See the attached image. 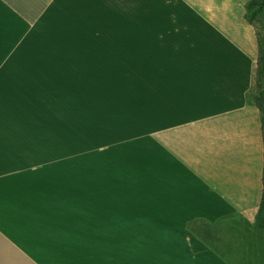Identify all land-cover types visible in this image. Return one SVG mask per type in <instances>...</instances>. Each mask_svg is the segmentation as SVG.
I'll list each match as a JSON object with an SVG mask.
<instances>
[{
    "label": "crops",
    "instance_id": "0c3cea01",
    "mask_svg": "<svg viewBox=\"0 0 264 264\" xmlns=\"http://www.w3.org/2000/svg\"><path fill=\"white\" fill-rule=\"evenodd\" d=\"M246 1L0 0V264H104L89 253L110 249L107 264H229L189 224L261 204L258 45ZM131 38L159 60L139 69L152 93L145 107L157 110H145L142 131H126L136 163L126 180L94 189L57 179L74 124L88 125L72 79L103 88L99 77L114 75L119 58L105 57V45Z\"/></svg>",
    "mask_w": 264,
    "mask_h": 264
},
{
    "label": "rangeland",
    "instance_id": "374dc122",
    "mask_svg": "<svg viewBox=\"0 0 264 264\" xmlns=\"http://www.w3.org/2000/svg\"><path fill=\"white\" fill-rule=\"evenodd\" d=\"M120 17L128 18L126 13H121ZM250 18L257 27L264 28V6L256 8L250 14ZM123 32L127 33V29H120V34ZM2 42L3 37H0V55L4 52ZM111 46L113 49L105 45V57H110L114 53V57L118 54L119 58L114 59L116 65L114 75L99 77L103 81V88L101 85H94L90 77L87 84L83 82V78L81 84L72 79L70 98L74 99L77 95L82 101H87V109L82 110L87 112L88 125L86 127L83 122L81 126L79 123L74 124L76 129H73L72 133L76 138L71 141L70 151L66 148L67 152L73 154L70 159H63V155L56 156L57 179L86 182L85 188L89 186L91 189H94L97 181L127 179L128 168L130 164L136 163L140 152L134 150V147L129 150L125 140L126 131L129 125L134 131H142L145 110L149 113L151 109L156 108L145 107V99H150L152 93L145 92L146 78L139 72L144 68L159 67V60H151L147 50L152 49L153 45L145 44L140 38H131ZM153 51H156V54L159 52ZM129 68L135 69V73L129 75ZM118 131L121 133L119 140L116 134ZM105 135H110V138ZM134 173L132 171V175ZM104 192L106 194V189ZM189 227L229 264L260 262L258 253L260 245L264 243V216L257 211L242 215L230 214L215 221L194 220L190 222ZM99 238L101 241L103 239L107 241L106 236ZM102 251L103 253H89L88 260L98 263L95 260L103 257L104 264H107L111 259L112 250L110 249L108 253L106 250ZM91 255L93 260L90 259Z\"/></svg>",
    "mask_w": 264,
    "mask_h": 264
},
{
    "label": "trees",
    "instance_id": "16d2710c",
    "mask_svg": "<svg viewBox=\"0 0 264 264\" xmlns=\"http://www.w3.org/2000/svg\"><path fill=\"white\" fill-rule=\"evenodd\" d=\"M264 0H249L245 5V20L254 27L258 45V59L256 69L255 88L251 93L252 102L258 107L261 115L263 142H264V28L257 27L254 21L250 18V14L256 8H262ZM258 214L264 216V168H263V194ZM260 252L258 256L260 262L257 264H264V243L260 245ZM252 264V263H251Z\"/></svg>",
    "mask_w": 264,
    "mask_h": 264
}]
</instances>
